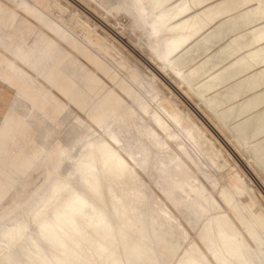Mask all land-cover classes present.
<instances>
[{
  "label": "rangeland",
  "instance_id": "1",
  "mask_svg": "<svg viewBox=\"0 0 264 264\" xmlns=\"http://www.w3.org/2000/svg\"><path fill=\"white\" fill-rule=\"evenodd\" d=\"M247 1L234 0V14L239 19L243 35L226 46L227 55L230 56L245 51V55L239 56L240 61L255 60L264 54V0ZM77 2L85 3V0ZM199 2L195 0L193 3ZM104 3L105 14L101 16L96 13L94 18L77 9L68 0H0V212L4 209L7 217L20 214L22 201L46 177L55 157L46 152L34 151H38L40 146L48 149L61 147L85 128L98 129L89 118V109L82 111L77 106L69 105L65 96L59 94L49 80L52 78L58 85L67 84L76 96L89 102L106 94L110 87L113 88L107 75L89 59L90 55L75 47V35L81 40L87 37L95 44L92 50L103 56L123 77H126L125 69L137 73L138 69L144 85L147 86L153 79V85L159 91L158 96L168 103L166 110L182 119L178 124L167 119L170 131H176L181 137L174 139L170 145H163L165 154L157 155L156 147L149 144V168H139L132 163L128 166L136 174L130 186L143 190L153 202L154 208L165 214L171 225L162 223L161 231L165 236L153 240L158 264H176L183 258L184 252L190 249L202 253L208 259L207 264H215L198 238L200 227L206 219L209 216L220 217L232 225L233 233L245 236L240 224L245 216L258 214L260 208L264 210V113L259 110L247 113L225 127L198 105L196 109L190 107L165 83L164 78L157 75L156 70L159 69L152 60L151 51L143 42L140 35L142 31L134 26V8L123 0H104ZM92 11L95 12V9ZM114 59H121L126 64L125 69L118 67ZM74 64L82 66L83 74L86 73L78 81H72L71 77ZM238 66L242 67L241 64ZM165 75V78L171 80ZM82 83L93 87L92 91L84 94ZM116 91L121 98L126 99L121 91ZM13 99H19V103L11 105ZM191 103L195 104V101ZM64 105L70 114L69 120L55 122L59 119L58 108ZM185 114L186 117H183ZM138 119L140 116L137 114H134L132 120L124 114L119 117V122L135 137L138 133L134 125L141 121ZM139 123L145 125L147 122L144 120L143 124ZM188 128L191 130L189 134L186 131ZM200 132L202 136H199ZM192 134H195L194 140L198 144L197 154L183 139L185 135L187 139ZM119 136L122 141L127 137L124 133ZM156 138L163 143L166 136L161 134ZM18 141L23 150L33 157L34 163L39 164L38 169L27 170L28 179L22 184L16 180L17 171L10 167L17 159L11 154L10 159L6 152L8 149L14 150L13 145ZM165 155L174 157L173 162L179 166L185 162L187 180L194 185H202L203 196L213 205L210 214L193 221L189 219L191 213L179 212L174 202L163 195L161 185L155 178V166L160 159L166 161ZM120 170L119 166L111 167L94 189L98 201L106 207L109 205L106 185H118ZM57 171L56 176L61 179L60 170ZM234 173L242 179L257 204L250 205L246 195L236 197L235 205L238 209H230L225 204L221 194H232L229 179ZM205 177L215 182L209 183ZM23 216L27 231L34 232L36 228L31 215ZM119 217L125 224L124 215L120 213ZM172 228L181 234L173 256L166 259L165 247L172 236L169 232ZM114 232L117 233L118 229L115 228ZM124 240L128 242L129 237L124 236L120 242L114 241L112 245L115 257L123 263ZM248 245L246 249H254L252 243Z\"/></svg>",
  "mask_w": 264,
  "mask_h": 264
},
{
  "label": "bare ground",
  "instance_id": "2",
  "mask_svg": "<svg viewBox=\"0 0 264 264\" xmlns=\"http://www.w3.org/2000/svg\"><path fill=\"white\" fill-rule=\"evenodd\" d=\"M123 1L134 8V26L142 31L143 42L151 51L154 64L164 75L167 74L166 69L154 49L167 47L171 42L191 41L199 28L211 20L200 21L197 27L196 22L188 23L181 18L184 12L181 6L195 0ZM74 45L90 55L89 59L107 75L113 88L89 102L76 96L67 84L58 85L52 78L49 79L52 87L65 96L69 105L77 106L82 111L89 109V118L98 129L85 128L61 147L48 149L40 146L38 151H34L46 152L53 155L55 160L42 183L22 201L20 214L7 217L4 209L0 212V264H158L153 240L165 236L161 231L162 223L171 225L165 214L154 208L143 190L130 186L136 174L128 166L132 163L139 168H149V144L156 147L157 155L165 154L163 145H170L174 139L181 137L176 131H170L167 119L176 124L182 119L166 110L168 103L158 96L153 79L147 86L144 85L138 69V73L125 69L126 64L121 59H114L118 67L126 70V77H123L103 56L92 50L95 44L87 37L81 40L75 35ZM74 65L71 77L72 81H78L86 73L83 74L82 66ZM81 85L84 94L93 89L83 83ZM116 89L126 99L121 98ZM18 103L19 99L10 101L11 105ZM65 108V105L58 108L59 119L55 122L69 120L70 114ZM124 114L130 120L134 114L140 116L138 120L141 121L134 125L138 133L135 137L119 122V117ZM182 116L186 117V114ZM144 120L147 123L139 125ZM186 131L187 134L191 132L190 128ZM120 133L127 135L123 141ZM161 134L166 136L163 143L156 138ZM193 135L187 139L185 135L183 139L197 154L198 144ZM199 136H202L201 132ZM13 147L14 150L8 149L6 152L17 159L10 167L17 171L16 180L22 184L28 179L27 170L38 169L39 164L34 163L33 157L23 150L20 141ZM164 158L166 161L160 159L155 166V178L161 185L163 195L174 202L179 212L191 213L189 219L193 221L210 214L213 205L203 196L202 185H194L187 180L185 162L179 166L173 162L174 157L165 155ZM113 166L121 167V174L116 187L111 183L106 185L107 208L98 201L94 189ZM57 170H60L61 179L56 176ZM205 179L209 183L215 182L207 177ZM229 181L232 194L227 192L221 196L230 209H238L235 205L237 196L246 195L250 205L257 204L237 174L234 173ZM120 213L125 217V224L119 217ZM27 214L32 217L36 228L34 232L27 231L23 216ZM240 224L245 236L233 233L232 225L220 217L209 216L200 227L198 238L215 264H264V210L260 208L258 214L245 216ZM115 228L118 229L117 233L114 232ZM169 232L172 236L165 247L166 259L173 256L181 234L173 228ZM124 236L129 240L123 241V263L115 257L112 245L114 241L120 242ZM249 243L254 245V249H246ZM183 255L176 264L208 262L202 253L193 249L185 251Z\"/></svg>",
  "mask_w": 264,
  "mask_h": 264
},
{
  "label": "snow or ice",
  "instance_id": "3",
  "mask_svg": "<svg viewBox=\"0 0 264 264\" xmlns=\"http://www.w3.org/2000/svg\"><path fill=\"white\" fill-rule=\"evenodd\" d=\"M68 2L94 18L96 13L105 14L104 0ZM233 5L234 0H200L181 6V18L188 23L196 22L199 27L200 21L211 18L210 23L199 28L191 41L171 42L167 47L154 49L171 80L158 70L157 75L190 107L196 109L198 105L225 127L247 113H264V54L243 61L239 56L245 51L237 56L227 55L226 46L243 35Z\"/></svg>",
  "mask_w": 264,
  "mask_h": 264
}]
</instances>
